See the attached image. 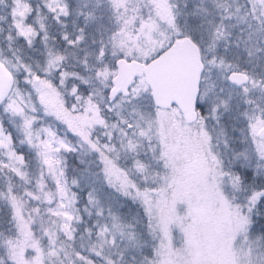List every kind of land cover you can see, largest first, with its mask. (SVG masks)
Instances as JSON below:
<instances>
[{"label":"snow or ice","instance_id":"obj_1","mask_svg":"<svg viewBox=\"0 0 264 264\" xmlns=\"http://www.w3.org/2000/svg\"><path fill=\"white\" fill-rule=\"evenodd\" d=\"M0 264H264V0H0Z\"/></svg>","mask_w":264,"mask_h":264}]
</instances>
